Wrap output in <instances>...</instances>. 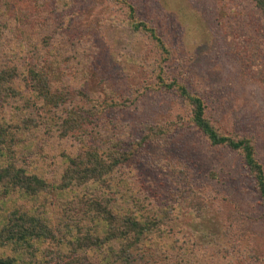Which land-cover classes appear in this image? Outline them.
Instances as JSON below:
<instances>
[{
  "label": "trees",
  "instance_id": "16d2710c",
  "mask_svg": "<svg viewBox=\"0 0 264 264\" xmlns=\"http://www.w3.org/2000/svg\"><path fill=\"white\" fill-rule=\"evenodd\" d=\"M111 1L121 3L131 27L151 38L161 51L157 85L175 91L191 106L187 121L211 147L240 155L264 207V164L254 139L221 132L207 114L206 100L165 69L170 51L158 29L138 14L132 1ZM0 2V264H214L217 259L210 252L181 234V225L174 221L178 206L143 191L131 164L136 151L169 136L177 124L159 127L145 121L137 124L141 135L133 138L126 130L128 125L133 127L126 110L137 98L100 101L92 97L79 83L88 73L82 68L87 61L79 48H67V42L51 36L49 52L45 51L38 44L45 42L46 34L38 41L34 40L38 37L25 39V30L15 29L21 21L10 24L17 16L9 15L4 1ZM256 7L262 14L253 13V18L264 17V0H256ZM26 14L32 25L33 16ZM70 21L65 20L61 29L72 31L66 26ZM230 29L240 32L238 41L248 48L258 25L247 30L233 21ZM248 32L249 37L244 34ZM248 57L240 59L242 69L256 68ZM155 86L149 85L151 90ZM100 108L109 118L114 112L115 122L105 126L95 119L102 130L88 139ZM28 145L29 152L24 150ZM195 196L203 201L200 193ZM207 214L215 215L210 210L202 213ZM210 222H205L208 231ZM228 234L221 231L217 236L219 252L229 250L223 241ZM173 237L179 245L194 244L192 250H178L179 246L176 252L169 251Z\"/></svg>",
  "mask_w": 264,
  "mask_h": 264
},
{
  "label": "rangeland",
  "instance_id": "374dc122",
  "mask_svg": "<svg viewBox=\"0 0 264 264\" xmlns=\"http://www.w3.org/2000/svg\"><path fill=\"white\" fill-rule=\"evenodd\" d=\"M3 1L4 10L17 16L10 24L21 21L15 29L23 28L25 39L38 37L34 39L38 41L45 33L48 42H40V46L47 48L52 36L67 42L64 44L67 48L70 45L79 48L78 52L87 61L82 68L88 72L81 76L79 83L92 97L100 101L137 98L126 110L133 120V127L128 125L126 130L133 138L141 135L137 124L145 121L159 127L177 124L169 136L151 141L136 151L131 164L143 191L158 201L178 206L179 214L174 221L181 225V234L201 245L202 251L210 252L217 259L214 264H264V207L254 192L242 158L238 153L211 147L187 121L191 106L175 91L157 85L156 69L163 63V55L151 38L131 27L121 3ZM130 1L138 14L148 19L163 37L170 51L164 65L169 75L183 81L206 100L207 114L221 132L252 137L264 164V17L252 16L262 14L256 0ZM27 11L33 16L32 25L27 21ZM65 20H71L66 26L69 24L72 31L67 27L61 29ZM233 21L248 27L247 30L258 25V31L250 35L251 47L245 48L238 41L240 32L230 29ZM252 23L253 27L248 26ZM249 33L244 34L249 37ZM25 43L23 40L22 44ZM34 44L36 48L37 43ZM45 51L49 52L48 48ZM248 55L256 68L242 69L240 59H248ZM26 59L28 66L31 58ZM149 85L156 86L151 90ZM101 110L92 119V134L88 139L102 130L95 119L105 126L115 122L114 112L109 118ZM121 119L124 121L127 117L123 115ZM30 147L24 150L29 152ZM32 148L35 152V147ZM196 193L204 197L203 201L196 198ZM207 210L215 215L203 217L202 213ZM211 218L219 228L210 222ZM205 222L212 224L211 230H207ZM221 231L229 233L223 240L229 250L222 248L219 252L222 246L217 236ZM175 239L170 241L169 251L176 252L179 246L178 250H192L194 244L179 245Z\"/></svg>",
  "mask_w": 264,
  "mask_h": 264
}]
</instances>
